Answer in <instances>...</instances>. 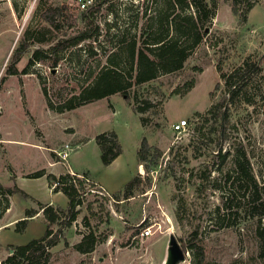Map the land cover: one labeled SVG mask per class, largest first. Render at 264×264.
Returning <instances> with one entry per match:
<instances>
[{
  "label": "rangeland",
  "instance_id": "374dc122",
  "mask_svg": "<svg viewBox=\"0 0 264 264\" xmlns=\"http://www.w3.org/2000/svg\"><path fill=\"white\" fill-rule=\"evenodd\" d=\"M79 2L0 0V186H17L29 195L9 196L8 212L0 195V240L23 244L43 235L42 218L18 233L20 216L27 209H39V203L63 209L69 203L54 188L49 190L46 176H28L41 170L60 176L72 170L76 175L88 173L90 183L83 181L79 188L83 204L77 221L49 250L46 264H192L190 241L203 246L208 264H264V241L257 231L259 203L244 197L251 186L234 169L236 154L245 153L258 184L264 182V0L246 17L234 14L230 0H218L207 34L184 68L135 87L130 103L115 94L57 114L48 109L44 90L53 103L77 94L119 42L108 24L116 21L121 30L131 27L125 40L139 39L143 23L165 0H108L88 15ZM55 7L63 8L59 28L43 19L44 12ZM96 27L101 33L97 45L93 39L81 45L92 44L96 55L72 48L28 67L37 49L48 50ZM24 43L28 47L15 63L19 74L7 75L15 51ZM246 61L261 70L248 76L241 94L225 102L224 122L215 110H208L224 99L226 78ZM191 80H196L195 86L185 96L173 93ZM134 95L140 106L148 105L146 113L133 110ZM140 116L147 119L146 126ZM180 120L190 125L181 136L172 129ZM109 132L116 133L122 154L105 166L96 137ZM144 138L150 147L138 174L144 184L130 199L118 198L137 176V152ZM66 144L74 151L62 163L57 153ZM95 181L105 187L111 183L106 190L113 195ZM12 220L16 222L8 225ZM146 227L153 235L142 238ZM58 228L52 225L54 231ZM89 233L96 236L95 250L81 254L75 246ZM173 239L181 259L173 255ZM9 250L10 245H0V263Z\"/></svg>",
  "mask_w": 264,
  "mask_h": 264
},
{
  "label": "trees",
  "instance_id": "16d2710c",
  "mask_svg": "<svg viewBox=\"0 0 264 264\" xmlns=\"http://www.w3.org/2000/svg\"><path fill=\"white\" fill-rule=\"evenodd\" d=\"M232 3V11L234 14H242L247 16L259 2V0H230ZM94 2V1H93ZM108 0H95L94 3L84 12H97ZM218 0H165L164 5L160 7L155 16H149L147 21L141 27V37L139 39L132 38L125 40L126 31L131 27L121 30L117 22L108 24V31L114 29L113 38L119 41L107 57L106 64H99L97 73L90 75V81L82 86L77 94L72 95L57 103H53L47 96L46 104L48 109L57 114H63L73 111L81 106L89 103L109 98L112 95L119 94L126 97L130 103L129 93L137 86L156 80L164 74H172L180 72L192 55L193 51L203 42L206 33V27L211 24L215 16ZM192 10V11H191ZM63 8H50L43 14V19L53 28H59V18L62 16ZM92 32V33H91ZM91 33V34H90ZM101 36L100 28L90 29L89 32L82 33L63 39L55 46L48 50L37 49L29 60V66L36 62L48 59L51 53L58 52L64 54L66 51L76 48L77 52L89 53V56L96 55L95 47L92 44L81 46L83 42L93 39V42L99 40ZM112 38V39H113ZM28 47L24 43L19 47L13 57L12 65L7 70V75H18L19 71L15 67L20 58L22 51ZM60 56L53 62V67H57ZM261 70L257 63L244 62L243 66L235 70L225 80L227 87L224 99L208 110L219 116L222 121L228 120L227 110H223L225 102L234 100L235 96L241 94L247 86L245 80L251 77V74L258 73ZM27 73V69L23 74ZM224 78L225 76L222 75ZM241 82V83H240ZM196 80L187 82L183 87L176 88L173 93L185 96L195 86ZM133 110L142 115L149 109L148 105L140 106L136 95L132 102ZM143 126H146V118L140 116ZM96 142L100 148L101 160L105 166L112 164L121 154L122 146L115 132L102 133L96 137ZM149 144L144 138L137 152L138 161L142 164L146 161L149 155ZM250 162L245 153H237L234 159V169L238 175H241L242 180L247 186H251L248 195L254 203H259L258 216L260 217L258 225V236L264 241V182L260 186L251 172ZM229 174V173H228ZM86 175V176H85ZM88 177V173H85ZM46 176L51 188H54L55 193L62 192L68 198V207L66 209L55 207L49 204H40L39 210L42 211L46 220V231L44 235L38 239L31 240L24 245H11L8 256L1 261L0 264H46L49 256V250L56 246L62 238L65 237L66 230L70 229L77 221L80 213V207L83 200L79 193V188L84 185L83 181L76 175L65 173L60 176L48 174L45 170H41L31 174L28 177L39 178ZM264 179V174L262 175ZM141 175L135 176L129 181L123 192L118 198L124 200L130 199L135 195V192L143 185ZM233 185V183H231ZM16 193L21 194L25 198L29 195L22 191L17 186L13 188H5L0 186V195L6 199L5 210L10 208L9 196ZM229 195V193H228ZM38 213V212H37ZM34 210H26L25 217L17 223L16 231L24 232L27 227L28 219L34 216ZM52 225H58L59 228L54 231ZM105 239V238H104ZM191 242L193 252L192 264H208L205 256L204 248L201 244ZM97 239L94 233H89L83 237V240L75 246V250L81 254H89L95 250Z\"/></svg>",
  "mask_w": 264,
  "mask_h": 264
},
{
  "label": "built area",
  "instance_id": "2783aa9c",
  "mask_svg": "<svg viewBox=\"0 0 264 264\" xmlns=\"http://www.w3.org/2000/svg\"><path fill=\"white\" fill-rule=\"evenodd\" d=\"M92 3H93V0H80V2L78 3L79 9L82 12H84L92 5ZM189 127L190 125L187 120H180L172 125V129L174 133L179 136L185 135L186 133H188ZM73 151L74 149L69 144H66L64 145V148L57 153V156L59 157L62 163H66ZM70 174H72L73 176L76 175L75 173H72V172ZM76 176L82 181H84L85 183H90V180L84 177L83 175H76ZM152 235H153V231L151 227L143 228L140 232V236L142 238H149Z\"/></svg>",
  "mask_w": 264,
  "mask_h": 264
},
{
  "label": "crops",
  "instance_id": "0c3cea01",
  "mask_svg": "<svg viewBox=\"0 0 264 264\" xmlns=\"http://www.w3.org/2000/svg\"><path fill=\"white\" fill-rule=\"evenodd\" d=\"M119 159V158H118ZM116 161V160H115ZM114 161V162H115ZM55 165V164H54ZM54 165H51V166H54ZM137 166H138V172H137V175L138 174H141V169H142V164H140V162H138L137 161ZM69 171V170H68ZM74 173V171H72V170H70V172L69 173ZM56 176V175H55ZM96 182V181H95ZM96 184H98V186L103 190V191H105L108 195H113V193H109V191L108 190H106V189H108L109 187H112V184L111 183H108V184H106V187H105V184H104V182L102 181V182H96ZM50 188V187H49ZM50 191H52V188H50L49 189ZM118 190V189H117ZM56 194H61V195H63V196H65L62 192H58V193H56ZM66 197V196H65ZM66 199H67V203L69 202L68 201V198L66 197ZM10 208H11V206H10ZM10 208L6 211V212H8L9 210H10ZM65 208H67V206L65 207ZM64 208V209H65ZM28 210V209H27ZM35 212H36V214L34 215V216H32V217H30L29 219H28V224H27V227H26V229L28 228L29 229V227L31 226V224L36 220V219H39V218H42V222H43V235H44V233H45V231H46V227H47V224H46V220H45V218H44V215H43V213H42V211L41 210H39V209H37V210H34ZM38 212V213H37ZM25 217V215H21L20 216V219H23ZM17 220V219H16ZM16 220H12L11 222H9V224L8 225H11L12 226V224L13 223H15L16 222ZM8 222H6V223H8ZM5 225V224H4ZM2 227V226H1ZM26 229L24 230V231H26ZM0 234H1V231H0ZM42 234L41 235H39V237H37V238H32V239H30L29 241H27L26 243H23V244H16V243H11V242H7V241H1L0 240V245L1 246H7V245H24V244H27L28 242H30L31 240H34V239H38V238H40V237H42L43 236ZM12 252V250H9V253H11Z\"/></svg>",
  "mask_w": 264,
  "mask_h": 264
},
{
  "label": "water",
  "instance_id": "95a60500",
  "mask_svg": "<svg viewBox=\"0 0 264 264\" xmlns=\"http://www.w3.org/2000/svg\"><path fill=\"white\" fill-rule=\"evenodd\" d=\"M171 249H172L173 255L176 258L181 259L183 257V253H182L180 247L178 246L177 242L174 239L171 242Z\"/></svg>",
  "mask_w": 264,
  "mask_h": 264
},
{
  "label": "bare ground",
  "instance_id": "6f19581e",
  "mask_svg": "<svg viewBox=\"0 0 264 264\" xmlns=\"http://www.w3.org/2000/svg\"><path fill=\"white\" fill-rule=\"evenodd\" d=\"M141 172H143V168L141 169Z\"/></svg>",
  "mask_w": 264,
  "mask_h": 264
}]
</instances>
